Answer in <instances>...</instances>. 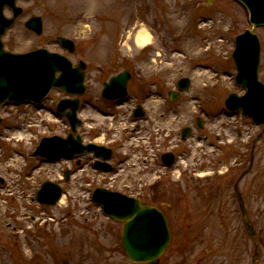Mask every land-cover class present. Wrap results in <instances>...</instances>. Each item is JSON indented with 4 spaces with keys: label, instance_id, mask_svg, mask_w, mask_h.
Returning a JSON list of instances; mask_svg holds the SVG:
<instances>
[{
    "label": "rangeland",
    "instance_id": "374dc122",
    "mask_svg": "<svg viewBox=\"0 0 264 264\" xmlns=\"http://www.w3.org/2000/svg\"><path fill=\"white\" fill-rule=\"evenodd\" d=\"M18 5L27 15L7 33L5 45L16 51H59L58 37L75 42L71 61L86 63L88 89L78 134L84 143L113 147L116 158L111 163L118 168L109 174L95 171L90 156L58 162L33 156L42 138L70 133L53 103L65 97L61 93L53 92L40 108L5 106L0 113V176L6 180L0 186V264H132L122 250V224L106 219L91 200L92 190L103 185L165 214L172 239L159 264H252L253 245L233 186L249 168L253 142L261 132L253 169L239 189L252 217L251 195L256 193L254 224L262 250L259 264H264V130L224 105L230 94L244 92L235 81L232 54L236 36L250 28L247 11L233 0H19ZM32 16L43 20L42 36L26 32L24 23ZM143 29L151 34L152 44L140 49L134 35ZM256 33L264 83V28ZM135 66L140 76L129 84L127 103L117 106L119 115L105 119L100 114L98 119L92 107L115 111L96 99L102 82ZM98 68L107 72L106 79ZM182 77L191 80L189 90L175 104L168 102V92ZM147 95H160L146 105L149 121H161L157 132L149 121L130 120L128 109L143 104ZM166 103L174 107L171 117L160 116ZM18 126L15 132L5 131ZM185 127L192 132L182 141ZM169 134L175 137L177 161L155 182L158 168L145 174L142 146L164 145ZM122 158L127 160L121 163ZM66 171L71 173L67 182ZM46 181L64 189L62 205L37 202L36 191Z\"/></svg>",
    "mask_w": 264,
    "mask_h": 264
},
{
    "label": "water",
    "instance_id": "95a60500",
    "mask_svg": "<svg viewBox=\"0 0 264 264\" xmlns=\"http://www.w3.org/2000/svg\"><path fill=\"white\" fill-rule=\"evenodd\" d=\"M239 1L249 9L251 23L254 27L264 25V0ZM6 5L13 8L15 17L21 13V10L15 6V0H0V104L6 98L39 101L53 87H59L69 94H77L79 90V93H83L85 76L80 72L85 69L84 63L74 69L68 60L58 58V55L49 54L44 50L24 56L3 52L1 37L14 21L4 17L3 8ZM26 27L39 35L42 33V22L39 18L31 19ZM58 41L71 53L74 52L73 42L63 38H59ZM260 53V43L253 30L237 37L234 52L238 70L236 80L247 92L243 97L231 95L226 101V106L232 111L242 110L257 124L264 125V85L259 82L258 78ZM58 71L62 72V76L56 80L55 73ZM128 79L127 73L111 79L110 83L105 86V93L112 94L118 90L125 94ZM189 85V80L185 79L179 82L178 87L180 91H184ZM171 95L174 100V95L172 93ZM71 106L72 112L67 113V116L75 133L77 100ZM188 133L189 130H186L184 135ZM85 150L92 152L96 150V147L82 146L81 139L76 138L75 140L71 135L62 142L54 139L44 140L37 149L36 155L55 159L61 156L73 157L84 153ZM66 178H68V173ZM0 182L3 181L0 179ZM51 191H53L52 194H50ZM60 196L61 191L51 183H46L39 192L40 200L48 205L55 204ZM93 198L102 206L106 216L124 223L122 247L129 261L137 264H157L170 243V231L164 215L153 207L143 205L138 199L128 198L118 193L99 190ZM250 233L254 238L257 260L258 239L254 232Z\"/></svg>",
    "mask_w": 264,
    "mask_h": 264
},
{
    "label": "flooded vegetation",
    "instance_id": "af4514ba",
    "mask_svg": "<svg viewBox=\"0 0 264 264\" xmlns=\"http://www.w3.org/2000/svg\"><path fill=\"white\" fill-rule=\"evenodd\" d=\"M27 15V13H25L24 11H23V14H22V16L21 17H24V16H26ZM29 18H31V17H28V19ZM19 19V18H18ZM17 19V20H18ZM27 19V20H28ZM17 20H16V22H17ZM16 22H15V24H16ZM14 24V25H15ZM26 32L27 33H31L32 34V32H30V31H28V30H26ZM45 41L46 42H48V39H45ZM6 43V42H5ZM41 47H36L35 49H33V48H29V49H24V50H20V51H16L14 48H10V47H7L6 46V50L7 51H9V52H12V53H16V54H23V53H27V52H32V51H34V50H37V49H40ZM44 48V47H43ZM65 53V52H64ZM98 71H99V73H100V75H102V77H104L105 79L107 78V72H105L104 71V69H102V68H98ZM124 71H129L130 72V75H131V81L133 80V77L135 76V75H138V76H140V72L138 71V69H137V67L135 66V67H133V68H127V69H125ZM138 73V74H137ZM107 81H108V79H107ZM106 80H104L103 82H102V88H101V90H100V92L99 93H97V95H99V96H97V100H99V101H101L102 103H104L105 105H108V106H114L115 108H114V110L115 111H109V109H98L97 107H92L94 110H95V115H97V117H98V119L99 118H102V117H99L100 116V114H101V116H103L105 119H107V118H109V117H116V114L117 115H119V113L117 112V106H124L126 103H127V100H128V98H130L131 97V94H130V92H129V95L125 98V99H123V100H114V101H111V100H108V99H105L103 96H102V90H103V85L107 82ZM130 81V82H131ZM88 90V89H87ZM128 91H129V89H128ZM54 92H56V93H60V92H58V91H54ZM142 92V91H141ZM142 94H143V92H142ZM52 96V94L45 100V102L42 104V105H44L49 99H50V97ZM154 95H151V96H141L143 99H142V103L143 104H141V103H137V104H135V106H134V108L133 109H131V110H129L128 109V112H130V120L131 121H134V117H133V114H134V110L137 108V107H142L143 109V112H144V118L142 119V120H140V122H148L150 119H149V117H147V113H146V110H148L147 109V102L149 103L150 101H152L151 99L152 98H154V97H159L160 95H155L154 97H153ZM133 98H135L136 100H139V98H138V96L136 97V96H134ZM160 98V97H159ZM61 99H63V98H61ZM60 100V99H59ZM58 100V101H59ZM56 101V100H55ZM58 101H56V102H53V103H56L55 104V110H56V112L58 111L57 110V102ZM79 101H80V106H79V112L81 111V109H82V98H80L79 99ZM175 104V103H174ZM170 104H168V103H166L165 104V109H166V111H164L163 112V114L161 115L160 114V116H162V117H171V115H173L172 113L175 111L174 110V107H172V106H169ZM5 106H14L13 104H9V103H5L2 107L4 108ZM22 106H24V104H21V105H16V106H14V107H22ZM34 107V106H33ZM3 108H2V110H3ZM2 110H1V112H2ZM98 111V112H97ZM126 112V111H125ZM58 113V112H57ZM59 114V113H58ZM60 115V114H59ZM120 115H122L123 117H122V119L124 120L125 119V116H126V114L124 113V112H122ZM151 118V117H150ZM94 121V120H93ZM156 122H157V124L151 119V121H149V123H152V124H150V127L152 128L154 125H155V127L153 128V131L152 132H157V128H158V124H160L161 125V121H160V119H157L156 120ZM2 123H3V120L0 118V125H2ZM97 123V122H96ZM167 123V119L165 120V122H164V124H166ZM17 124H19V122H17ZM175 124V121H173V125ZM81 126H82V123H81ZM97 128V127H96ZM138 128H140V125L138 126ZM164 128H166V127H164ZM17 129H19V126H18V128H15V127H13V128H10V127H7V128H5V131H7V130H10L9 132H15ZM160 129H161V127H160ZM122 130H126L124 127H122ZM4 131V132H5ZM133 131H135V130H133ZM142 132H144V130H141ZM163 131H165V129L163 130ZM97 134H93V137H95ZM54 136H56V135H54ZM167 137L168 138H170L168 141H166L167 143L166 144H164V145H157V144H154V143H150L149 144V146L148 147H145V145H143L142 146V150H141V157L140 158H142V166L144 167V172H145V174L146 175H150L151 173H152V171H155L156 169L155 168H158V170L157 171H155V173H157V176H158V178H156V180L157 179H160V174H161V172H162V170H163V160H162V156L164 155V154H166V153H173V154H175L176 153V146H174L173 145V143L175 142V137H173L171 134H169V135H167ZM82 138H84L83 137V135H82ZM151 140H152V138H151ZM121 141V140H120ZM117 142V141H116ZM89 143H94V142H92V141H89ZM112 143V142H111ZM96 144H98V143H96ZM114 146H118V145H114ZM108 147V146H107ZM108 148H110V149H112V160H114L115 158H116V151H115V149L113 148V147H108ZM121 148V147H120ZM92 158H94L95 159V157L94 156H91ZM127 159H125V158H122L120 161H121V163H123V162H125ZM112 162V161H111ZM81 163H79L78 165H80ZM113 164V163H112ZM119 165V164H118ZM116 168H118V166H111V169H110V171L111 172H113V171H116L117 172V170H116ZM144 178H145V175H144ZM105 185H103V187H104ZM107 188V187H106ZM253 202H254V200H253ZM255 208H256V206L255 205H253V212H255ZM253 219H256V216H253ZM250 223H251V217H250ZM252 224V223H251Z\"/></svg>",
    "mask_w": 264,
    "mask_h": 264
},
{
    "label": "bare ground",
    "instance_id": "6f19581e",
    "mask_svg": "<svg viewBox=\"0 0 264 264\" xmlns=\"http://www.w3.org/2000/svg\"><path fill=\"white\" fill-rule=\"evenodd\" d=\"M152 42V38L150 33L147 30H140L134 35V43L138 48H145L150 45ZM64 197L60 201V205L63 204Z\"/></svg>",
    "mask_w": 264,
    "mask_h": 264
}]
</instances>
